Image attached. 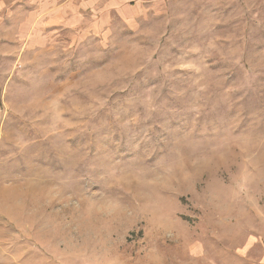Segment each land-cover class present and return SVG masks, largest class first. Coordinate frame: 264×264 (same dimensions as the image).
<instances>
[{"label": "rangeland", "instance_id": "1", "mask_svg": "<svg viewBox=\"0 0 264 264\" xmlns=\"http://www.w3.org/2000/svg\"><path fill=\"white\" fill-rule=\"evenodd\" d=\"M264 0H0V264H258Z\"/></svg>", "mask_w": 264, "mask_h": 264}, {"label": "crops", "instance_id": "2", "mask_svg": "<svg viewBox=\"0 0 264 264\" xmlns=\"http://www.w3.org/2000/svg\"><path fill=\"white\" fill-rule=\"evenodd\" d=\"M257 261L259 262L258 264H264V254H262L261 257L257 259Z\"/></svg>", "mask_w": 264, "mask_h": 264}]
</instances>
